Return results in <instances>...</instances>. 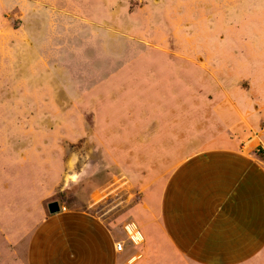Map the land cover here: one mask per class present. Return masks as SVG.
<instances>
[{"label":"crops","instance_id":"1","mask_svg":"<svg viewBox=\"0 0 264 264\" xmlns=\"http://www.w3.org/2000/svg\"><path fill=\"white\" fill-rule=\"evenodd\" d=\"M130 2L139 0H1L3 11L17 13L18 44L28 59L97 61L80 76L98 85L83 80L73 91L83 99L71 107L79 108L76 102L91 111L96 140L114 141L123 194L130 192L105 220L75 211L39 220L22 264H264L263 162L227 136L188 148L181 114L187 81L194 79L188 58L132 51L140 41L164 37L155 7ZM170 5L164 0L158 18L173 29L179 18ZM36 215L42 217L39 209Z\"/></svg>","mask_w":264,"mask_h":264},{"label":"rangeland","instance_id":"2","mask_svg":"<svg viewBox=\"0 0 264 264\" xmlns=\"http://www.w3.org/2000/svg\"><path fill=\"white\" fill-rule=\"evenodd\" d=\"M142 2L155 7L164 38L140 41L132 51L183 53L194 77L187 81V106L181 110L188 148L229 138L262 161L264 0H170V14L179 18L173 29L158 18L164 0L130 4ZM18 23L17 13L3 11L0 0V264H22L27 239L48 216V203L55 202L58 212H88L105 220L117 200L130 194H123L126 186L115 168L114 141L96 140L91 111L76 102L79 108L71 107L83 99L82 92L73 94L77 85L94 81L82 75L97 61L28 59L27 47L18 44ZM110 95L114 102V91ZM106 133L111 136L113 129ZM93 199L100 201L89 205Z\"/></svg>","mask_w":264,"mask_h":264},{"label":"built area","instance_id":"3","mask_svg":"<svg viewBox=\"0 0 264 264\" xmlns=\"http://www.w3.org/2000/svg\"><path fill=\"white\" fill-rule=\"evenodd\" d=\"M262 162L264 164V156H263ZM60 211L63 212V209H60ZM126 232L128 233V235L131 239L137 241V236L135 235L134 232H132V234L130 233V231H127V230H126ZM121 251H122V244H120V243L114 244V252L120 253Z\"/></svg>","mask_w":264,"mask_h":264},{"label":"water","instance_id":"4","mask_svg":"<svg viewBox=\"0 0 264 264\" xmlns=\"http://www.w3.org/2000/svg\"><path fill=\"white\" fill-rule=\"evenodd\" d=\"M46 212L48 215H54L56 213H58V206L55 202L52 203H48L46 205Z\"/></svg>","mask_w":264,"mask_h":264}]
</instances>
